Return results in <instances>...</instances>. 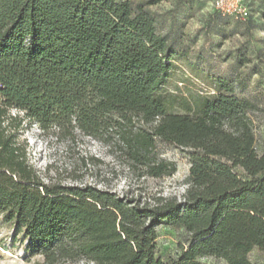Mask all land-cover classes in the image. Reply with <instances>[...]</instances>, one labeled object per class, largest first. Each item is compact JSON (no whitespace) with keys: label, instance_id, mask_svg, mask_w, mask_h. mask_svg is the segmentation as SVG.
Listing matches in <instances>:
<instances>
[{"label":"trees","instance_id":"trees-1","mask_svg":"<svg viewBox=\"0 0 264 264\" xmlns=\"http://www.w3.org/2000/svg\"><path fill=\"white\" fill-rule=\"evenodd\" d=\"M161 1L0 0V214L44 257L37 264H206V256L254 264L251 250L264 251L258 106L214 78L213 96L170 111L182 100L163 92L176 50L150 9ZM12 108L44 129L116 130L124 153L153 177L177 171L156 155L157 139L190 149L183 198L142 204L94 185L44 182L11 131L21 124ZM163 224L189 234L171 262L156 254Z\"/></svg>","mask_w":264,"mask_h":264},{"label":"rangeland","instance_id":"rangeland-1","mask_svg":"<svg viewBox=\"0 0 264 264\" xmlns=\"http://www.w3.org/2000/svg\"><path fill=\"white\" fill-rule=\"evenodd\" d=\"M143 1V0H134ZM251 15L236 19L221 15L212 0H162L150 6L158 30L174 45L176 56L171 79L163 92L181 98L172 112H187L199 96H213V79L229 82L234 93L254 101L257 148L264 153V0H246ZM21 124L11 131L25 149L27 162L41 180L61 185H94L135 198L142 204L157 198L182 199L187 187L191 150L157 139L156 155L177 165L172 175L153 177L124 153L116 130L108 136L93 137L78 128L55 125L42 128L15 108ZM136 128L142 124L138 121ZM156 254L165 262L178 257L189 234L182 227L160 225ZM254 264H264V251L255 246L249 253ZM44 257L27 248L26 238L0 214V264H37ZM206 264H228L221 258H200ZM66 264H93L79 259Z\"/></svg>","mask_w":264,"mask_h":264},{"label":"built area","instance_id":"built-area-1","mask_svg":"<svg viewBox=\"0 0 264 264\" xmlns=\"http://www.w3.org/2000/svg\"><path fill=\"white\" fill-rule=\"evenodd\" d=\"M214 8L224 16L247 19L251 10L245 0H212Z\"/></svg>","mask_w":264,"mask_h":264}]
</instances>
